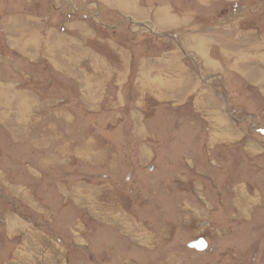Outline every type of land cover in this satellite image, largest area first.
I'll use <instances>...</instances> for the list:
<instances>
[{"label":"rangeland","instance_id":"obj_1","mask_svg":"<svg viewBox=\"0 0 264 264\" xmlns=\"http://www.w3.org/2000/svg\"><path fill=\"white\" fill-rule=\"evenodd\" d=\"M196 41L218 60L200 64L217 102L188 115L137 103V57L191 60ZM263 74L264 0H0V75L24 96L0 100V264H62L69 248L80 264H264ZM219 108L225 126L213 131ZM130 163L162 199L160 225L138 212ZM73 182L93 216L57 196ZM199 238L205 250L186 249Z\"/></svg>","mask_w":264,"mask_h":264},{"label":"crops","instance_id":"obj_2","mask_svg":"<svg viewBox=\"0 0 264 264\" xmlns=\"http://www.w3.org/2000/svg\"><path fill=\"white\" fill-rule=\"evenodd\" d=\"M129 12H131L129 14H133L134 16L135 15L136 16L141 15V13L138 10H137V12L136 11L134 12L132 10H130ZM144 14H145V12H144ZM7 16L10 17V14L7 15ZM84 18L86 19V17H84ZM127 18L130 21L134 17H131V15H128ZM134 23L136 25H143V24L145 25L146 24V22H142L140 20H134ZM175 23H178L179 25H183V23L180 24L181 21H179V20H175ZM6 24L8 25L9 29H11L13 31V19H8ZM152 27L154 28V30L155 29L158 30L155 25L153 26V24H152ZM112 29H114V28H112ZM148 33L154 34V32L150 28H149V32ZM177 44L179 46H181L183 51L187 52L188 50H190V48L187 47L185 42L177 43ZM28 47H29V45H28ZM46 49L48 50V47H46ZM191 50L194 51L193 55H195L197 58L193 56L195 59H193V57H191V60L188 59L191 62L190 64H189V62H187L188 60L186 58L182 59L180 56H178L177 52H174V53H171V54H167L165 56L163 55V56H160V57L144 56V55H140L139 57H137V60H136L137 64H138L137 65L138 66V68H137V77H135L134 82H133L134 86H135V89H136V94H137V99H136L137 103H139L140 105L142 103L145 104L146 102L150 103L151 105L153 104V106H155L154 107V109H155L154 112L157 113V114L161 113L162 106H166V105H169V106L175 107V108L183 107V109H180L179 111H181V113L185 114V115L191 114L193 112L195 113L196 112L195 108H198L199 106H201V107L207 106V108L204 109V111L207 112L208 111V106H210V104H209L210 98L212 100L214 99L216 102H217V98H215V96L212 93H210L211 90H210L209 87L203 89L200 86L203 83H205L204 80H203L204 77L202 78V75H201L200 64H202L203 61H207V63L206 64L204 63V64L207 65V67L216 70L217 64H216L215 61H218V60L212 59L209 56V54L206 55L203 52L204 48H203L202 44L199 43V41H196V43H194L192 45ZM186 52L185 53L183 52L184 54L182 56L185 57ZM187 54H189V56H190L189 51H188ZM134 55H133V57H134ZM198 57H200V59H198ZM92 62H94V61H92ZM130 62L131 61L125 60V66H127V67L130 66ZM6 64H7V66L10 67L9 63H6ZM78 64H81V61H79ZM92 65L93 64H91V66ZM194 69L196 71L195 74L199 78V80L197 79L199 81V83H196L195 80H194V74H193V70ZM129 74H130V71H129V68H127V71H126L125 75H123V76H125L127 81L129 80ZM208 77H210V79H213L215 77V74L213 73V74L205 76L206 79ZM76 82L78 83L79 91H81L82 90V86H81L82 79L78 78V80H76ZM206 82H207V80H206ZM6 84H7V87H9L10 89L13 88L12 81H9V82L5 81V80L2 79V76L0 75V100H1V98L7 97L8 96V94H7L8 92H13V93H11V96H13L14 98H16V97L17 98L24 97L23 95L15 93L16 91L14 92V91H12V89L11 90H7L8 88L4 87V85H6ZM219 87H221V82L220 81H219ZM18 95H20V96H18ZM129 99H130V97H128V100ZM205 101H206V103H205ZM132 102L134 103V101H132ZM190 102H191V104H190ZM127 103H129V102H127ZM19 110L20 111H16L15 113H21L22 107H19ZM190 110H191V112H190ZM214 112H215L214 114L211 113V116H209L210 118H208L209 121L207 123L209 124L210 129H213V131L214 130H218L219 131L221 128H223V126H225L226 118L223 115V112H221L220 108L218 110L214 111ZM209 113L210 112H208V115H210ZM10 114H11L10 118L12 120L11 123H13V109L10 111ZM157 124L159 125V128H160V124L161 123L157 122ZM173 125L176 126L177 124H173ZM12 126H11V129L13 130ZM183 126L184 125L182 123V125L180 127H183ZM154 128H156V125L154 126ZM12 130H10V131L12 132ZM114 133L115 132H112L109 135L110 137L107 138L109 143H110V140L112 141L113 138H115V134ZM227 138L229 139V137L225 136V135L220 137V135L217 132L215 134H213V136H212L213 140H215V139H223V140L226 141V140H228ZM11 145H12V143H11ZM130 162H131V160H130ZM129 167L132 170L131 169L128 170L127 171V175L133 176L134 182L136 181L135 182L136 185L132 184L131 186L133 187L134 191L139 190V189L141 191V193L136 191V192H138V196H136V195H134V196L137 197V199H135V203H137V205L141 208L140 210L138 209V212L141 213L140 215L143 216V222H146V223L152 224V225L153 224L160 225L161 222H162L161 221L162 218H161L160 211H162L163 208L161 207V205L159 203L162 202V199L160 197H155V196L153 198L152 197L149 198V196L146 194V190L142 191V188H139L140 186H143L144 188H147V182H146L145 175H143L134 166V164L130 163L128 168ZM93 169H97V168H93ZM61 170H63V169H61ZM61 170H59V172H60L59 176L60 177L62 175L63 176H68V178H72L73 180L76 177H80V175L77 176V173L70 172L71 170H67L66 168L64 169V170H66V172H61ZM150 170H151V168L149 167L148 171H150ZM67 171H69V172H67ZM145 172H146V174H148V176L152 175V173H149L147 171H145ZM90 173H91L90 176H91L92 179H97L98 175L100 174V172L99 173L90 172ZM101 179H107V176L101 175ZM73 183H75V182H73ZM77 188H78V186H76V183L72 184V185H70V188L66 189L65 192L63 190L57 191V196L60 198V200H62L64 198H67V195L71 196L72 197L71 200H74V203H72L73 205L70 206V207L66 206L67 209H69V208L71 209V207H72V208H75V209H78L79 211H81V208H83L84 206L83 205L82 206L79 205L80 197L78 196V194L76 192ZM87 191H88L87 194H92V193L95 192V189H93L92 191L90 189H88ZM95 198L99 199L100 197H98V195H96ZM180 198L183 200L184 199L183 195H180ZM181 199H180V201H181ZM85 202H86V205H85L86 210H85V208H83V209L85 211H87V216L88 217L89 216H93L94 215L93 209H92V207L90 205L93 202V197L88 196L87 197V201H85ZM137 205H133V207L137 206ZM75 209H74V212L76 214ZM145 211H147V212H145ZM67 212L68 213L66 214V216H70V215L72 216V214L69 215V211H67ZM108 219H113V217H109ZM72 220H73V218H72ZM101 224H104V223H101ZM116 229H113V230L115 231V233L119 234L116 231ZM176 233L177 232L175 230V233H174L175 236H176ZM141 240L145 243V240H143V239H141ZM195 240L196 239L188 240V241L185 242V247H186L187 250L189 249V250H191L193 252H197V251L192 250V249L187 247V245L190 242L195 241ZM205 243L207 245V243H209V242L206 240ZM73 248H75V247L73 246ZM70 249L71 248H69V251H70ZM69 251H68L69 258L66 259V260H65V258H66L65 256L61 257L59 255L60 256L59 258L61 260L60 262L62 264H80L79 262L77 263V261L75 260L78 257V254H80V253L77 252L78 253L77 254L76 250H75L73 253L69 254L70 253ZM86 253L90 257H93L92 260L95 259L94 255H92V256L90 255L91 254L90 252L86 251ZM197 253H200V252H197ZM71 257H73V260H71Z\"/></svg>","mask_w":264,"mask_h":264},{"label":"water","instance_id":"obj_3","mask_svg":"<svg viewBox=\"0 0 264 264\" xmlns=\"http://www.w3.org/2000/svg\"><path fill=\"white\" fill-rule=\"evenodd\" d=\"M206 246L207 245L202 238H199L195 241H192L187 245L188 248L195 250L197 252H201V251L205 250Z\"/></svg>","mask_w":264,"mask_h":264},{"label":"bare ground","instance_id":"obj_4","mask_svg":"<svg viewBox=\"0 0 264 264\" xmlns=\"http://www.w3.org/2000/svg\"><path fill=\"white\" fill-rule=\"evenodd\" d=\"M262 78L264 79V74L262 75ZM216 117V116H215ZM226 132V131H225ZM222 136H224V135H222ZM222 136H220V137H222Z\"/></svg>","mask_w":264,"mask_h":264}]
</instances>
